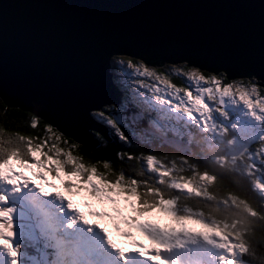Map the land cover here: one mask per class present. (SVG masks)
I'll list each match as a JSON object with an SVG mask.
<instances>
[{
    "label": "snow or ice",
    "instance_id": "6c2138e0",
    "mask_svg": "<svg viewBox=\"0 0 264 264\" xmlns=\"http://www.w3.org/2000/svg\"><path fill=\"white\" fill-rule=\"evenodd\" d=\"M113 63L125 76L133 74L128 69L134 70L137 83L149 89L157 103L146 96L144 102L161 118L179 121L185 127H195L207 133L203 143L213 153L209 163L226 173L249 178L250 191L258 203L254 206L247 196L241 198L231 191L223 195L213 193L210 186H214L221 174L208 168L201 171L185 156L179 157V165L172 160L170 167L154 154L136 157L146 161V167L134 177L126 174L123 168L118 173L113 171L107 160L103 161L107 171L99 172L94 164L86 166L79 162L82 158L74 157L71 152L64 153L55 142L49 151L55 148L57 159L43 150L47 140L34 145L31 139L26 140L21 135L7 141L0 138V264H24L21 260L22 238L28 235L35 239L34 228L45 240L44 248L37 249L42 259L31 258L34 264H264V250L258 255L253 244V225L256 219L264 221V94L261 85L253 81L223 84L222 78L215 75L205 77L198 69L190 72L169 69L159 73L142 62L134 64L132 59ZM173 72L187 76L189 86L181 88L172 84L168 76ZM148 78L165 87L146 83ZM192 81L195 88L190 90ZM201 82L211 86H204ZM138 95L132 93L131 102L135 103ZM127 107L126 102L121 111ZM94 115L110 125L117 123L104 112ZM132 119L136 121L141 117L135 115ZM32 126H36L35 118ZM51 130L52 126L46 125V131ZM117 132L122 140L128 139L119 128ZM62 135H56L55 141L58 142ZM254 142H259L260 146L250 149ZM221 145L224 147L220 153L213 151ZM61 154L66 160L58 158ZM120 155L123 158L124 154ZM132 158L129 154V159ZM13 159L22 167L47 169L57 176L66 164L71 165L66 174L76 177L78 182L71 179L64 182L69 193L74 189L88 191L92 197L114 205L118 216H122L119 206L122 200L136 213L124 217V222L137 225L159 246L146 249L142 243L134 241L135 246L126 251L116 243L106 226L89 220L70 197L61 191L49 192L43 184L31 182L23 171L17 172L11 165ZM147 170L158 174V179L147 175ZM185 171H190L191 175H180ZM33 175L43 179L45 174L38 170ZM41 195L51 199H42ZM192 196L197 198L196 203L189 206V197ZM154 208L168 213L177 222L199 217L197 223L206 230L192 232L184 227L161 228L158 224L138 220L139 215ZM88 216L112 218L110 213L91 208ZM14 221L18 224L21 239H14ZM115 227L119 231L118 223ZM123 235L131 237L132 232L125 231Z\"/></svg>",
    "mask_w": 264,
    "mask_h": 264
},
{
    "label": "water",
    "instance_id": "95a60500",
    "mask_svg": "<svg viewBox=\"0 0 264 264\" xmlns=\"http://www.w3.org/2000/svg\"><path fill=\"white\" fill-rule=\"evenodd\" d=\"M114 56L264 89V0H0V99L59 134L87 146L90 130L106 136L92 112L121 102ZM127 110L135 129L143 115Z\"/></svg>",
    "mask_w": 264,
    "mask_h": 264
},
{
    "label": "trees",
    "instance_id": "16d2710c",
    "mask_svg": "<svg viewBox=\"0 0 264 264\" xmlns=\"http://www.w3.org/2000/svg\"><path fill=\"white\" fill-rule=\"evenodd\" d=\"M158 70H162V69H158ZM221 75H222V81H224L225 83L230 82L227 80L224 74ZM243 82L247 83L248 80L243 79ZM116 84L119 86L118 82ZM261 89H262V93H264V89L262 87ZM111 106L103 107V110L101 112H104L107 116L111 117L109 113L114 112L116 110L121 111L120 109H117L115 106L113 107ZM129 107H132L134 109L135 108L140 109L138 108L140 106L137 107L133 103H128L127 108ZM143 109L144 111H142V113H144L143 114L144 116L150 113V111L146 110L145 108ZM92 116L96 118L93 115V113ZM34 118L36 119V126H32V121ZM148 119L150 121L149 116ZM96 120L103 123V121L102 120L100 121V119H96ZM46 125L49 124L39 119L38 117L34 116L32 113L24 111L17 107H10L6 105L2 99H0V132H2V136H0V138H2L5 141L17 135L24 136L26 140L31 139L34 145L37 143H44L45 140H47V145L43 150L45 152H48V155L52 156L53 159H57V157L54 155L55 148L49 151V148L55 142L56 147L63 149L64 153L71 152V154L74 157L82 158L79 162L84 163L86 166L90 164H94L99 172L107 171L103 165V161L107 160L110 162L113 171L118 173L119 170L123 168L126 174H132L134 177H136V174L139 171V166L141 165L139 161H142L136 159V157H141L142 155L146 156L147 154H154L158 157V159L161 160L162 163H166L170 167L172 160H176L177 164L179 165L181 163L179 157L185 156L190 162L197 164L201 171H203L205 168H208L210 171L214 170L217 173L221 174L220 179L215 182L214 186H210V191H212L213 193L218 195H223L231 191L239 195L241 198H245L247 196L250 203H252L254 206L258 203L255 194L250 191L251 182L249 178L239 177L238 175L235 174L226 173L225 170L220 169L219 166L209 163V160L213 153L212 151H209L207 149V147L203 143V139L201 138L202 136L204 137L208 134L200 132L197 128L195 130L197 132H194L196 133V136L195 135L193 136L194 140H191V142H189L188 140L186 141V138L181 139L185 144H187L188 147L192 148V152L186 151L185 153L181 150L176 149L175 147H171L163 143L161 141V138H158L155 135L151 136L152 139L151 141H148L146 137L147 134L141 135L143 133L139 134V139L137 137L138 134L134 136H130L129 135L130 123L126 120L121 121L120 125L118 123H116V125H112V128H109V126L107 125L109 129L107 138L100 132H97L96 130H90L89 133L91 139H93V142L94 144H96V147H93L91 145L90 146L84 145L81 142H77L76 140L71 139L64 135H62L60 140L56 142L55 141L56 135H60L58 130L52 127L51 132H47ZM115 128H119V130L123 132L128 139L122 140L119 134L114 132L116 131L114 130ZM179 132L178 133L173 132L174 133L173 136L179 135ZM157 133L159 134L158 131ZM256 144L257 143L251 144L250 149H256L257 147ZM223 147L224 146L221 145L220 148H217L213 151H215L216 153H220ZM120 154H124L123 158H121ZM129 154L133 157L132 159H129ZM58 158L61 160H66V156L63 154H61ZM185 168H187L186 165ZM70 169H71V165L66 164L65 170L69 171ZM148 173L149 176L153 175L151 172ZM180 175L190 176L191 172L185 171L180 173ZM62 184L64 183L62 182ZM241 184L243 185V187H241ZM60 189L66 192V188L63 185ZM175 191H179V190H175ZM73 192L78 193L77 190ZM196 199L197 198H195L194 196L189 197V201H188L189 206L195 204ZM199 199L202 200L203 198H199ZM15 233L16 236L14 237V239H21L20 235H17L19 234V229H16ZM34 236L35 239L30 238V240L26 239V235L22 238L21 260L24 261V264H34L33 259H31L32 257H35L37 261L41 260V254L40 252L37 251V249L38 248L41 249L42 247H44L45 240L41 243V241L38 238V235L36 234ZM253 244L257 247L258 255H259L260 251L264 250V221H261L259 219H256L253 225ZM24 253H27V255L25 256ZM245 259H249V257L245 256Z\"/></svg>",
    "mask_w": 264,
    "mask_h": 264
},
{
    "label": "rangeland",
    "instance_id": "374dc122",
    "mask_svg": "<svg viewBox=\"0 0 264 264\" xmlns=\"http://www.w3.org/2000/svg\"><path fill=\"white\" fill-rule=\"evenodd\" d=\"M128 59H132L133 63L137 64V65L142 62L140 59L125 57V56H114L112 59L111 71L113 73V79H114L115 83H117V82L119 83V87L123 91L121 103L116 108L121 110L122 106L126 102L127 103H133V102H131L132 101V93L137 92V93H139V95L136 97L135 103H133V104L136 105L137 107L140 106L138 108H140L141 111H140V109L135 108L136 111H139L140 113H142V111H144L143 108L150 111V113H148V115L147 114L145 115L146 117L143 115L144 113H142V115L144 116L143 120L141 118L142 122L140 121V119L136 120V121H133V119H132L131 124L132 125L134 124V126L136 128L133 129L130 125L129 126V128H130L129 135L134 136V135L138 134L137 137L139 139V134H141V133H143L141 135L147 134L146 137H147L148 141H151L152 140L151 136L155 135L156 137L161 138V141L163 143H165L171 147L177 146L178 145L177 141H180L182 138H186V141L188 140L189 142H191V140H194L193 136L194 135L196 136V133H194V132H197V131H195L196 130L195 127H185L182 122L175 121V120L163 119V118H161L159 113H157L155 110L150 108V106L144 102L143 97L146 96L148 99H151L153 101V103H157L154 100V98L152 97L151 91L149 89H147L146 87L141 86L137 83L138 76L136 74H134L133 69H128L129 72L133 73L132 75L125 76L123 73L120 72V70L118 68H116L114 66V63H113L114 61L124 60L126 62ZM147 67H149L150 69H155L159 73H165L169 69H182L183 72H190L193 69H197V68H192V67L178 65V64H176V65H171V64L165 65V64H163V66L160 68L151 67V66H147ZM158 69H162V70H158ZM198 70L205 77H210V76L215 75L218 78H222L221 75H217L214 73H207L206 74V72H203L200 69H198ZM140 78H142V77H140ZM168 79L170 80V82L172 84H174L178 87L183 88V87L189 86L188 77L184 76L182 73L176 74L175 72H173L168 76ZM247 80H248V82L253 81V82L257 83V80H252V79H247ZM233 81L243 82V79L237 78L236 80H233ZM230 82H232V81H230ZM230 82H228V83H230ZM146 83H148V84L156 83L161 88L165 87L163 84H160L159 82H154L151 78H148ZM201 83L204 84V86H211V85L206 84L205 82H201ZM222 83L227 84L224 81H222ZM243 83H245V82H243ZM191 85H192V87L190 88V90H193L195 88V82L192 81ZM193 94L195 95L194 91H193ZM262 94H264V93H262ZM212 103L214 104V102H212ZM101 111H93L92 113L94 115L95 113L101 112ZM116 112H118L117 119L120 121L126 120V117L129 116L127 108L123 111L116 110ZM127 114H128V116H127ZM148 116L150 118V121L148 119ZM95 119H97V118H95ZM151 122H155V124H153ZM98 124L102 127V130L105 128L107 129V133H105L106 138H107L108 133H109L108 126H109V128H112V125H110L104 121H103V123L98 121ZM114 130H116L114 132L118 133L117 128H115ZM157 131L159 132V134L157 133ZM97 132H99V131H97ZM173 132H177V133L179 132V135L176 134L177 136H175V135L173 136V134H174ZM169 134H171V135H169ZM148 135H149V137H148ZM201 138L203 139V136ZM201 138H199V139H201ZM90 141L92 143V146L96 147V144H94L93 139L90 138ZM254 143H257L256 148H258L260 146L259 142H254ZM181 144L182 145H180L179 147H183V149H185V151L187 150L188 152H192V148L188 147L187 144H184L182 142H181ZM175 148H177L179 150L178 146ZM37 155H40V153H37ZM46 162H48V161H46ZM139 162L141 165L139 166L138 173L146 167V161H139ZM11 165H12V167H14L16 169L17 172L23 171L25 173V175L29 176L31 178V182L43 184L44 187L46 188V190H48L49 192H55V190L59 191L60 188L62 187V185L64 186V184H62V182L64 183L65 181H67L69 179L73 180L74 182H78L76 177L67 175L66 174L67 171L65 169L61 170L59 172V175L57 176L55 173L50 172L47 169H36L35 166H33V168H31V169L26 168V167H22L20 165V162L16 159H13L11 161ZM5 170H7V166H5ZM38 170L44 171L45 175H44L43 179H38L35 175H33V172L38 171ZM148 172H151V170H147V174L149 175ZM153 175L156 176V178L158 179V175H155V174H153ZM53 185H54V187H53ZM35 190L39 191L38 189H35ZM73 191H75V189ZM73 191H72V194H75ZM77 191H78V193L76 195L78 197V200L81 199V204H82V208H83L82 211L85 212L87 218L88 217L95 218V220H97L98 223L106 225L109 229H111L113 232L112 234L114 235L113 239L116 241V243L119 246H122V247L126 246L127 247L128 245L131 244V242L134 243V241H139L140 243H142L145 246L146 249H152V248L159 246L152 239H150V237L145 232H143L137 225L124 222V217L130 216V215H135L136 213H134L130 208L126 207L122 200L120 201V205H119L121 210H122V216H118L114 211L115 206L112 205L111 203H109L107 201H100V200L96 199L95 197H92L88 191H85L83 189H80ZM48 199H51V197H48ZM89 208H91L94 211L110 213L112 218H109L107 216H105V217L88 216ZM198 219H199V217H194L191 220H186L183 222H177L171 215H169L168 213L162 212L159 209H152L150 212H146L143 215L138 216V220L140 222H151L154 224H158L161 228L184 227V228H187L189 231H192V232L205 231L206 229H204L203 225L200 223H197ZM117 223L120 226L119 231L115 227V225ZM125 231L132 232L134 234V237H132V236L131 237H125L123 235V232H125ZM48 251L50 252L51 250L48 249ZM50 257L51 256H49V259H50Z\"/></svg>",
    "mask_w": 264,
    "mask_h": 264
},
{
    "label": "bare ground",
    "instance_id": "6f19581e",
    "mask_svg": "<svg viewBox=\"0 0 264 264\" xmlns=\"http://www.w3.org/2000/svg\"><path fill=\"white\" fill-rule=\"evenodd\" d=\"M111 67H112V61H111ZM240 78H242V77H240ZM242 79H247V78H242ZM120 103H121V102H120ZM120 103H119V105H120ZM131 108H132V107H131ZM132 109H134V108H132ZM134 110H135V109H134ZM143 119H144V116H143ZM55 191H56V190H55ZM59 191H61V192H63L64 194H66V192L62 191L61 189H60ZM53 193H54V192H53ZM71 195L74 196L75 205H77V203L79 202L77 195L72 194V192H71ZM75 196H76V197H75ZM66 202H67V201H65V204H66ZM65 210H66V211H71V210H68V209H65ZM56 211L58 212L59 215L63 216V213H59V210H58V209H57ZM89 220H94V221H96V222L98 223V221L95 220V219H93V218H89ZM104 226H106V225H104ZM106 227H107V226H106ZM107 228H108V227H107ZM108 230H109V232H110L111 234L113 233L111 229L108 228ZM112 236H113V238H114V235H113V234H112ZM132 237H134V234H133V233H132ZM134 246H135L134 243L131 242L130 245H128L127 247H126V246H123V248L127 251L129 248L134 247Z\"/></svg>",
    "mask_w": 264,
    "mask_h": 264
},
{
    "label": "clouds",
    "instance_id": "9594fccd",
    "mask_svg": "<svg viewBox=\"0 0 264 264\" xmlns=\"http://www.w3.org/2000/svg\"><path fill=\"white\" fill-rule=\"evenodd\" d=\"M236 80V79H235ZM233 81V80H232ZM122 99V98H121ZM114 105H112L111 107H113ZM119 106V105H118ZM115 107H117V106H115ZM129 108H131V107H129ZM129 108H127V109H129ZM106 137V136H105ZM180 140V139H179ZM179 142H182V143H184L182 140H180ZM185 144V143H184ZM187 151V150H186Z\"/></svg>",
    "mask_w": 264,
    "mask_h": 264
}]
</instances>
